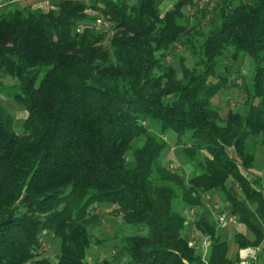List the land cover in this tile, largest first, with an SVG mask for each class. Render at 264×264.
Masks as SVG:
<instances>
[{
    "label": "trees",
    "instance_id": "16d2710c",
    "mask_svg": "<svg viewBox=\"0 0 264 264\" xmlns=\"http://www.w3.org/2000/svg\"><path fill=\"white\" fill-rule=\"evenodd\" d=\"M195 1L177 0L165 13L157 0L0 10V78L18 80L0 89L27 112L18 133L0 104V264H89L96 206L117 207L123 223L147 228L123 235L128 264H239L204 205L209 192L222 194L247 228L235 236L236 252L262 246L264 264V184L244 176L264 146V0H219V25L206 34L185 16ZM97 16L111 24L108 44ZM195 37L199 61L190 68L181 60L179 74L166 58L180 44L193 49ZM228 51L235 61L251 58L255 76L247 110L222 118L214 100L228 83L218 71ZM151 128L204 145L202 172L186 182L165 168L166 141ZM184 153L196 156L192 147ZM229 180L254 211L234 198ZM198 207L194 225L211 243L205 260L185 234L184 210ZM45 233L60 242L57 263L37 257Z\"/></svg>",
    "mask_w": 264,
    "mask_h": 264
},
{
    "label": "rangeland",
    "instance_id": "374dc122",
    "mask_svg": "<svg viewBox=\"0 0 264 264\" xmlns=\"http://www.w3.org/2000/svg\"><path fill=\"white\" fill-rule=\"evenodd\" d=\"M1 1L3 0H0V2ZM94 1L95 0H88L87 3L90 4ZM135 2L136 0H127L129 5ZM176 3L177 0H158L157 5L160 11H166L170 7L167 6V4L173 6ZM16 7L17 6L13 4H9L6 8L9 10H15ZM54 7L49 8V10L56 9ZM219 8V0H196L194 6L186 8L184 13L188 23L194 22L193 24H195V26L198 25L197 29L206 34L219 25ZM25 9L41 10L40 8L30 7H26ZM0 10H2V8ZM47 10L48 9L45 8L44 12ZM90 14L92 15L93 13ZM97 17V20L102 19ZM97 20L93 22L95 28L97 31L106 33L107 42L105 44H108V40L113 35L111 24L108 21L102 19L107 25L101 29L96 23ZM191 31L193 32L194 29ZM190 42L191 46H193V49L189 48V44H180L176 49V52L173 51L172 54L166 58L167 65H171L176 68L179 74L181 73V60L186 64V66L190 68H193L194 65L199 61L202 38L195 37L191 39ZM218 71L227 75L228 83L223 93H221L214 100L215 109L220 112L222 118H226L229 110L244 113L247 110L246 106H244L247 90L252 88L253 79L255 76L251 58L248 56H240L239 59L235 61L232 59L231 51H228L226 56L219 60ZM17 84L18 80L13 79L10 76H3L0 78V85L5 87H15ZM0 104H2L13 116L15 120V130L18 133H21L24 121L27 117V112L24 106L7 98L5 92L1 89ZM151 131L155 132L157 135L161 134L155 128H151ZM161 137L166 141L167 144V148L164 151L162 157V163L165 168L176 174H179L186 182H188L193 176L202 172L200 163L205 165L208 158V155L204 149V145L196 144L194 146V144L190 142L191 137L187 134L179 137L176 133H169L163 134V136L161 134ZM256 141H252V145H254L253 142ZM188 147H192L196 150V156L194 159H190L187 154L184 153V150ZM253 152L255 154L256 163V168L253 170L255 174L248 172L244 173V176L249 181L260 179L259 181L264 184V146L257 145L255 151ZM232 186L235 187L233 192L236 197L234 198L240 202H245L246 205L252 211H254V206L245 200L240 187L235 184L233 180H229L227 184L228 189ZM257 189H259V187H257ZM203 202L204 205L210 210L212 220L216 223L217 232L221 240L228 243L229 257L235 260L237 253L235 246V236L240 232L241 227L235 221L234 223L227 226V228H222V225L224 224H221V222L219 223L218 221L220 217L224 216L226 223H222L227 224V222H230L229 217L231 215L229 211V204H227V202L224 200L222 194L218 192L207 193L203 199ZM202 212L203 209L201 207L187 208L184 210L185 216L188 219V228L185 234H189L190 240L195 243V247H197V253L204 256L207 253V249H203L202 247L205 238L201 236L193 223L198 218L197 216ZM90 213L91 215L98 214L101 220L98 224L91 228V234L93 236L94 242L87 252V262L89 264H128L129 258L125 253H123V235H145L147 234V228L134 227L123 223L122 215L121 213H118L117 207L96 206L93 207ZM247 235H249L248 231ZM41 242V247L37 252V257L39 259L46 258L52 263H57L60 254V242L54 238L52 233H45L42 236ZM248 249H257L261 254L262 246L259 248ZM258 264H261V261H258Z\"/></svg>",
    "mask_w": 264,
    "mask_h": 264
},
{
    "label": "crops",
    "instance_id": "0c3cea01",
    "mask_svg": "<svg viewBox=\"0 0 264 264\" xmlns=\"http://www.w3.org/2000/svg\"><path fill=\"white\" fill-rule=\"evenodd\" d=\"M62 1H64V0H62ZM84 1L87 2L88 0H84ZM60 2H61V0H3L0 2V9L3 7H7V5H9V4H13V5L17 6L19 9H24L26 7H28V8L30 7V8H40L41 10L44 11V9L46 8V9H48L47 11H49V8H53L54 6H55L54 8H56L57 4H59ZM157 2H158V0H157ZM25 4H27V5H25ZM167 6H170V7L166 11L162 10L164 13L169 11L172 8V6L170 4H167ZM157 7H158V5H157ZM47 11H45V12H47ZM89 13H92V12L89 11ZM250 173L255 174L254 171H252V172L250 171ZM206 199H207V197H206ZM206 208H207V206H206ZM229 218L231 220L229 219L230 222H227V224H225L226 223L225 221H224L225 223L221 222V224H224V225H222V228H227V226H229L230 224H232L236 221V223H238L239 226L241 227V230L238 234L247 235V228L245 225L240 224L235 216H230ZM219 223H220V221H219ZM187 236L189 238V243H188L189 247L196 248L195 243L190 240L189 234ZM191 242L193 243V246H190ZM210 244H211L210 240L208 238H205V241L202 244V247H203V249H207V253L204 256L202 255L203 260H205L207 258L208 249H209ZM245 250H248V253L245 256H243L242 252ZM236 256H238L240 259L239 264H258V261H261V264H263V257H262V255H260V252L257 249L256 250H252V249H248V248L241 249V250H239V252L236 253Z\"/></svg>",
    "mask_w": 264,
    "mask_h": 264
},
{
    "label": "built area",
    "instance_id": "2783aa9c",
    "mask_svg": "<svg viewBox=\"0 0 264 264\" xmlns=\"http://www.w3.org/2000/svg\"><path fill=\"white\" fill-rule=\"evenodd\" d=\"M96 23L101 29L107 25L106 22H103L102 19H98ZM219 221L220 222H224L225 221V217L224 216L220 217ZM190 246H193L192 242L190 243ZM247 253H248V250H245V251L242 252L243 256H245Z\"/></svg>",
    "mask_w": 264,
    "mask_h": 264
}]
</instances>
